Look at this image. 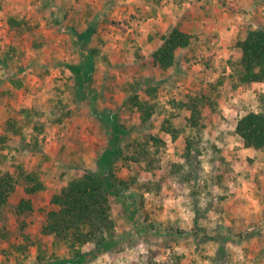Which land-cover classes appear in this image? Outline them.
<instances>
[{"label":"rangeland","instance_id":"1","mask_svg":"<svg viewBox=\"0 0 264 264\" xmlns=\"http://www.w3.org/2000/svg\"><path fill=\"white\" fill-rule=\"evenodd\" d=\"M10 17L24 21L22 33L10 29ZM90 23L95 32L84 42L77 34ZM174 26L190 44L159 69L151 53ZM257 29H264V0H0V59L8 57L0 63V135L9 137L0 169L17 178L20 169L36 173L43 184L27 195L32 183L20 178L0 209V264L37 263L36 245L16 249L25 232L47 255L66 256L41 231L55 209L51 197L95 170L107 145L91 106L112 109L127 130L115 172L139 211L131 220L110 198L117 245L85 264H264V148H246L235 134L242 116L264 110V82L239 83L237 43ZM90 49L98 51L93 69L79 78L70 65L83 68ZM133 94L155 105L145 125L131 108ZM193 101L194 128L183 106ZM9 119L22 136L6 131ZM27 196L33 211L19 217L16 205Z\"/></svg>","mask_w":264,"mask_h":264},{"label":"trees","instance_id":"2","mask_svg":"<svg viewBox=\"0 0 264 264\" xmlns=\"http://www.w3.org/2000/svg\"><path fill=\"white\" fill-rule=\"evenodd\" d=\"M24 23L15 18H8L10 29L16 33H22L21 25ZM95 32L92 23L77 34L84 42L89 41ZM161 43L151 53L153 64L159 69L166 70L176 62L178 50L187 48L191 41V35L180 30L177 26L170 29L168 33H160ZM241 50L239 70V83H262L264 82V29L250 30L245 38L237 43ZM96 49H90L88 60L82 67L70 65V69L79 78L88 76L93 69L92 59L97 55ZM7 56L0 59V63L6 65ZM79 82L80 79L78 80ZM76 95L81 101L91 104L89 94L80 86ZM155 87L148 89V93L154 96ZM197 100V99H196ZM131 108L139 113L141 125H145L155 112V105L148 100H140L137 95L129 99ZM189 109L188 121L192 128L199 127L200 114L197 103L184 104ZM90 112L98 123L106 130L108 141L105 149L98 155L95 170H87L82 176L72 179L68 184L54 194L50 203L55 207L45 214L42 225V234L53 238V246L63 248L66 256L58 257L54 252L47 255L41 243L30 241L28 233L23 234V243L16 249L21 251L29 245H36L38 249L37 263L35 264H85L102 252L110 250L117 245L118 234L115 223L111 217L110 198L121 202L123 211L131 220H136L139 205L135 193L129 190L125 180L120 179L115 172V163L123 157V141L127 130L119 123L117 114L110 108L97 109L90 107ZM29 117L28 110L23 111ZM170 130V129H168ZM6 131L13 136H22V126L14 119L7 121ZM235 134L238 135L246 148L259 150L264 148V110L260 112H249L242 116L236 123ZM173 135V134H172ZM174 137V135H173ZM155 145H161L162 141L157 137H151ZM9 137L0 135V146L5 147ZM193 144L186 140L185 156H189ZM131 160H136L133 156ZM126 160H128L126 158ZM18 178L9 171L0 169V209L3 208L9 196L15 192L20 184V178L31 182L32 187L26 189L27 195L35 194L43 188L39 181V175L30 172L25 173L20 169ZM33 211L31 199L21 198L16 205V215L21 216L26 212ZM22 228L24 225L21 226ZM145 226H138L137 232L145 230ZM1 238L6 234L0 233ZM29 242V243H28ZM86 245H91L90 250H85Z\"/></svg>","mask_w":264,"mask_h":264}]
</instances>
